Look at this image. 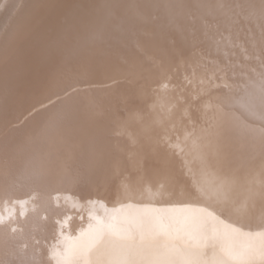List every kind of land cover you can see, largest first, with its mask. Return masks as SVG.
<instances>
[{
  "label": "bare ground",
  "instance_id": "bare-ground-1",
  "mask_svg": "<svg viewBox=\"0 0 264 264\" xmlns=\"http://www.w3.org/2000/svg\"><path fill=\"white\" fill-rule=\"evenodd\" d=\"M16 1L18 6L14 8L9 26L12 34L18 25L23 24L28 8L31 11L39 9L34 14L37 20L26 44L21 48L17 45L8 46L0 59L5 61L7 56L10 57L6 60L7 67L0 64V261L5 264H264V205L253 201V193L264 188V164L261 162L264 156L261 150V138L264 137V104L261 103V97L264 96V66L262 70L249 69L248 63L243 62L240 70L244 73V81H235L238 92L231 78L225 80L231 81L233 91L226 92L224 86L216 87L220 82L209 80L212 71L208 66L194 74L191 87H199L198 94L200 89L208 92L205 95L207 100L201 102L204 106L202 117L194 113L193 119L183 118L179 122L182 129L176 131L180 136L176 141L155 138L158 125H151L145 131L143 122L136 120L139 142L135 141L133 147L137 155L135 161L141 164L130 175L127 174L129 163L123 150L114 146V137L108 134L122 119L120 114L124 116L128 113V108L121 113H115L114 109L110 112L109 104L107 114L111 113V118L108 119V115L103 119L97 118L101 122L99 128H96L97 133L94 132L98 140L97 149H100L97 152L100 172L104 169L99 184L106 188V194L103 193L90 205H79L80 210L73 213L72 221L62 223V219H56L53 224L56 236L50 235L51 243L43 246L39 259L22 246L14 229L20 214L24 212L23 203H26L28 190L33 187V175L40 185L55 182L60 188L71 185L73 179L77 181L78 177L84 176L94 182L97 180L96 153L92 150L85 152L81 159L85 164L84 171L78 174L75 172L74 175V171L66 167L53 146L51 128L48 125L42 128V124L45 121L44 105L58 91L56 81L61 79V70L69 58L71 44L77 41L76 38L84 39V33L89 31L93 23L96 24L103 11L108 12L109 0H65L68 4L63 3L59 9L55 7V10L51 7L56 5L55 0H38L37 4L32 0ZM133 2L112 0L113 5L123 14L127 13L131 17L136 16ZM83 19L85 23L80 22ZM138 21L141 22L140 19ZM78 23L81 25L78 26ZM50 25L53 29L48 35L47 28ZM100 29L108 38L107 47L113 56V51L119 45L115 37L117 30L108 21L103 22ZM259 45L256 50L260 48ZM21 59H24L22 64L25 61L31 63L27 64L29 75L24 78L20 74L25 70L19 71L17 68ZM212 67L217 72L221 64L214 62ZM230 67L234 71L235 67ZM231 71L226 74H231ZM164 89L157 90L160 92ZM184 89L187 93V88ZM142 101L141 105L146 107L150 104L147 97ZM93 103L96 109H103L101 104ZM156 109L152 106L149 108L152 113ZM184 111L186 113L188 109L184 108ZM93 119L97 122L96 117ZM225 124L233 132L230 143L234 155L230 162L220 163L215 147ZM122 128L124 132L130 131L124 126ZM183 146L188 152L185 157L188 165L185 178L181 177L180 181H185L190 190L203 200L201 205H194L201 213L199 215L203 216L202 223H206L207 215H211V220L215 221L227 219L220 225V229H215L219 230L221 249L213 256L201 249L206 237H200L194 227L179 230L173 226V231L180 233L172 238L168 234L170 228L166 227L167 223L158 214V210L162 209L159 205L161 191L156 193L151 187H147V190L140 188L144 173L145 178L156 182L159 175L170 172L168 169H172L174 164L171 154L173 151L179 152ZM91 149H96V145ZM148 163L151 167L146 173L144 171ZM79 167L81 169L83 166L79 164ZM112 173L117 176H111ZM180 174L181 171L176 172L174 180L179 179ZM122 175L124 178L120 183ZM126 181H129V186ZM84 193L88 196L90 190ZM153 193L155 202L150 200ZM114 218L123 220L127 228H136L138 236L132 240V237L126 239L121 234L116 237V233L115 240L111 230L116 226L112 227L107 222ZM84 221H87L86 226ZM161 231L168 236L165 237ZM182 232H187L188 236H180ZM165 238L173 242L168 243ZM118 240L120 244L116 245L114 242ZM208 242L213 243L212 240Z\"/></svg>",
  "mask_w": 264,
  "mask_h": 264
},
{
  "label": "rangeland",
  "instance_id": "rangeland-1",
  "mask_svg": "<svg viewBox=\"0 0 264 264\" xmlns=\"http://www.w3.org/2000/svg\"><path fill=\"white\" fill-rule=\"evenodd\" d=\"M66 1L55 0L56 5L51 7L53 10L55 7L59 9L61 4H68ZM32 2L37 4L38 0H32ZM17 3L16 0H0V59L8 46L17 45L21 48L26 44L25 41L32 35L31 28L37 20V15L34 14L39 8L32 11L28 8L23 24L18 25L12 34L9 26L14 15V8L18 6ZM110 4H112L111 7ZM113 4L112 0H109V13L103 11L104 16L102 15L97 19L96 24L93 23L89 27V31L84 33V39L76 38L77 41L71 44L69 58L65 60L66 63L61 70V79L59 82L56 81L58 91L54 92L55 96H51L49 102L44 105L45 121L42 128L46 125L51 128L50 139L53 146L63 158L66 167L74 171V175L75 172L78 174L84 171L85 164L81 159L85 152L92 150L97 155L100 150L97 149L98 140L94 132L97 133L96 128L100 126L101 119L97 118L103 119L108 115L109 104L110 112L114 109L115 113L116 111L121 113L128 108V113L124 116L120 114L122 119L120 118L116 127L108 134L113 135L114 146L123 150L129 163L127 174L130 175L141 164L140 161H135L137 155L133 147L135 141L139 142L136 120L143 122L145 131L151 125H158L155 138L161 141H167L169 138L176 141L180 137L178 132L182 129L179 122L183 118L193 119L194 113L202 117L204 106L201 102L207 100L205 95L208 92H202L200 89L198 94L199 87L197 85V88L191 87L194 74L201 72L200 69L204 66H208L212 71V77L209 80L213 83L220 82L216 87L224 86L226 92H231L234 86L238 92L235 81H244L242 79L244 73L240 70L242 62L248 63L249 69L262 70L264 66V3L262 0H204L203 5L193 4V0H134L136 16L132 15V17L127 13L123 14ZM139 19L141 22L138 21ZM107 21L117 30L115 37L119 45L116 51H113L114 57L107 47L108 38L100 29L103 22ZM80 22L85 23V19ZM79 23L78 26L81 25ZM260 26L263 27L262 30ZM51 29H53L52 25L47 28L48 35ZM258 44L260 48L256 50ZM9 58L7 56L5 61L0 60V64L7 67L6 60L8 61ZM23 61L24 59H21L17 66L19 71L25 70L20 74L22 78L28 74L27 64H31L26 61L22 64ZM214 62L221 64L217 72L211 69ZM230 66L235 67L234 71L230 70ZM230 71L231 74H226ZM225 78L229 80L231 78L234 85L232 86L231 81ZM158 88L166 90L159 92ZM184 88H187V93ZM144 97L150 100L147 107L141 105ZM183 97L186 98L183 99ZM91 98L101 104L103 109H96ZM127 102L130 104L127 105ZM151 106L157 107L153 113L149 110ZM184 108L188 109L186 113ZM109 116L111 113L108 119L111 118ZM95 117L97 122L93 119ZM176 125L177 127H173ZM122 126L130 131L124 132ZM95 138L96 141H94ZM95 145L96 149H91ZM187 153L184 146L179 152L173 151L171 155L174 158V164L172 169H168L170 172L156 176L158 177L156 182L145 178L144 173L141 187H138L143 190L151 187L156 190V193L161 191L159 205L162 209L158 210V214L167 223L166 227L170 228L168 234L172 238L175 235L179 236L180 233V231H173V226L179 230L194 227L198 230L197 234H200V237H206L201 249L203 251L205 249L213 256L221 249L218 239L219 230L215 229H220L225 218L215 221L211 220V215H207L206 223H202L203 216L199 215L201 213L195 206L201 205L203 200L190 190L185 181H180L183 176L185 178L188 165L185 158ZM98 156L95 182L82 175L83 177H78L77 181L73 179L71 185L60 188L55 182L48 183L47 186L40 185L35 175L31 177L34 182L33 187L28 190L26 203H23L24 212L20 214L14 230L22 246L29 249L36 259H39L38 255L43 246L51 243L50 235L56 236L53 225L56 219H62V223L72 221L73 213L80 210L79 205L82 206L83 203L90 205L106 192V188L99 184V177L101 172L104 174V169L100 172ZM79 164L83 166L81 169ZM150 167L148 163L144 172L148 173ZM179 170L181 171L179 179L174 180L173 177H177L175 173L180 172ZM111 176L117 175L112 173ZM123 178L124 175L120 183ZM126 183H128L127 186L130 185L129 181ZM87 189L90 190L88 196L84 193ZM153 195L154 193L150 200L155 202L156 197L154 198ZM107 222L111 223L112 227L116 226L113 227L114 230H111L115 240L116 233L118 235L116 237L121 234L126 239L132 237V240L138 236V230L125 227L123 220L114 218ZM84 223L86 226L87 221ZM58 232L60 233V230ZM161 232L165 237L168 236L164 231ZM180 236H188V234L182 232ZM164 240L172 243L175 239L170 241L165 238ZM208 240H212L213 243H209ZM118 241L114 243L119 245L120 240ZM0 264L5 262L0 261Z\"/></svg>",
  "mask_w": 264,
  "mask_h": 264
},
{
  "label": "snow or ice",
  "instance_id": "snow-or-ice-1",
  "mask_svg": "<svg viewBox=\"0 0 264 264\" xmlns=\"http://www.w3.org/2000/svg\"><path fill=\"white\" fill-rule=\"evenodd\" d=\"M204 0H193V4L203 5ZM264 3V0H262ZM261 103L264 104V96L261 97ZM233 137V132L230 126L224 125L220 131V137L215 147V154L220 163H228L234 155L233 146L230 143ZM261 150L264 153V137L261 138ZM262 164H264V156H262ZM253 201H258L261 205H264V188H261L259 192L253 193Z\"/></svg>",
  "mask_w": 264,
  "mask_h": 264
}]
</instances>
